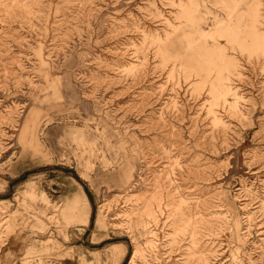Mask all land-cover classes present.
Returning a JSON list of instances; mask_svg holds the SVG:
<instances>
[{"label": "rangeland", "instance_id": "obj_1", "mask_svg": "<svg viewBox=\"0 0 264 264\" xmlns=\"http://www.w3.org/2000/svg\"><path fill=\"white\" fill-rule=\"evenodd\" d=\"M133 242L264 264V0H0V264Z\"/></svg>", "mask_w": 264, "mask_h": 264}, {"label": "crops", "instance_id": "obj_2", "mask_svg": "<svg viewBox=\"0 0 264 264\" xmlns=\"http://www.w3.org/2000/svg\"><path fill=\"white\" fill-rule=\"evenodd\" d=\"M76 193H78V197H79V200H80V204H74L71 201L68 204V209L70 211L74 212V213L82 214V212L84 211V206H83L82 203L85 202L87 204V206H89V201L87 199L86 194L83 191H79V192H76ZM88 221H89V218H88Z\"/></svg>", "mask_w": 264, "mask_h": 264}, {"label": "bare ground", "instance_id": "obj_3", "mask_svg": "<svg viewBox=\"0 0 264 264\" xmlns=\"http://www.w3.org/2000/svg\"><path fill=\"white\" fill-rule=\"evenodd\" d=\"M148 243L153 244V242L150 240L148 241ZM133 246H134V251H133V255L131 257L130 264H137L138 260L140 259L139 256L143 255L144 251H143V248L135 242H133Z\"/></svg>", "mask_w": 264, "mask_h": 264}]
</instances>
